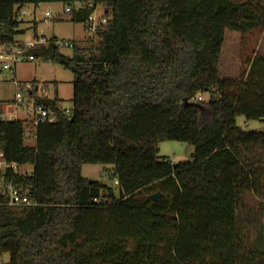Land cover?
Returning a JSON list of instances; mask_svg holds the SVG:
<instances>
[{"label": "trees", "instance_id": "obj_1", "mask_svg": "<svg viewBox=\"0 0 264 264\" xmlns=\"http://www.w3.org/2000/svg\"><path fill=\"white\" fill-rule=\"evenodd\" d=\"M42 3L79 5L88 28L102 4L107 25L88 62L34 51L73 72L71 115L35 96L56 116L35 145L0 117V151L19 168L0 179L38 203L0 197V264H264V131L237 125L264 122V0H0L1 42L17 45V11ZM226 30L243 37L237 79L219 68ZM165 141L194 147V161L160 160ZM84 164L113 165L117 189L90 183Z\"/></svg>", "mask_w": 264, "mask_h": 264}, {"label": "rangeland", "instance_id": "obj_2", "mask_svg": "<svg viewBox=\"0 0 264 264\" xmlns=\"http://www.w3.org/2000/svg\"><path fill=\"white\" fill-rule=\"evenodd\" d=\"M69 5L64 3H42L39 5L26 4L23 6L18 21L19 32L17 41H25L34 37L33 26L37 25V33L47 38L57 37L74 42L75 49L63 47L59 52L69 58L81 56L86 62L91 57H96L102 48L103 37L100 32L106 29L107 24L99 26L96 30L84 23H76L73 20L74 13L79 9L78 5H71V12H66ZM51 17L47 20L46 13ZM105 17V6L98 5L91 17L95 23H100ZM243 37L240 33L226 30L225 43L220 58V72L224 78L237 79L245 67V57L242 55ZM257 45V44H256ZM255 47V45H254ZM262 47V46H261ZM1 71V66H0ZM15 81L20 82V87ZM74 74L71 70L51 60L38 59L34 62H23L17 65L15 73L6 72L0 80V117L7 121H26V129L31 135L26 139L28 145H34L33 127V100L27 97V90H33L37 97L58 98L61 102V110L73 108ZM24 95V103L15 101L16 94ZM204 97V96H203ZM207 98V96H205ZM237 125L244 131H264L263 120H247L243 116L237 117ZM33 136V138L31 137ZM194 147L178 141H165L159 146L158 156L160 160L170 161L172 164L193 162ZM22 171L32 172L29 166L22 167ZM81 172L89 181H99L117 189V181L113 175V165L84 164ZM22 208V207H18ZM1 262L8 264L10 255L3 254Z\"/></svg>", "mask_w": 264, "mask_h": 264}, {"label": "built area", "instance_id": "obj_3", "mask_svg": "<svg viewBox=\"0 0 264 264\" xmlns=\"http://www.w3.org/2000/svg\"><path fill=\"white\" fill-rule=\"evenodd\" d=\"M79 6V5H78ZM22 8L17 11V17L19 16ZM71 7L66 8V12H71ZM51 14L49 12L46 13V19H49ZM103 24H107V19L103 18L100 23H95L94 20L90 19V30H96L99 26ZM54 45L58 48L68 47L75 49L74 42L67 41L64 39L59 38H47L46 36L42 35H35L34 37L27 39L23 42H18L15 46H9L1 42L0 40V80L4 73L10 72L15 73L16 67L18 64L23 62H34L37 60V57L34 54L36 49H39L44 46ZM16 84L20 87V83L15 81ZM27 97L31 96L32 99H35L36 94L34 95L33 90H27ZM203 95H199L198 97L194 98L193 101H202ZM15 101L18 104H23L25 99L24 95L21 92L16 94ZM64 112L68 115H71V110H64ZM56 122V116L52 112L42 108L37 107L34 105L33 100V119L31 120L32 127H33V134L35 136L36 127L41 123H54ZM27 136L31 134L27 132ZM26 167V166H25ZM6 168H13L19 169L17 164H9L4 160V155L0 151V170H4ZM22 168V167H21ZM29 172V171H28ZM0 197H6L8 200L4 203L9 207H26V206H36L38 203L34 201L31 197V194L28 190L18 187L14 185L12 182L5 184L3 181V177L0 179ZM1 206V203H0Z\"/></svg>", "mask_w": 264, "mask_h": 264}, {"label": "crops", "instance_id": "obj_4", "mask_svg": "<svg viewBox=\"0 0 264 264\" xmlns=\"http://www.w3.org/2000/svg\"><path fill=\"white\" fill-rule=\"evenodd\" d=\"M33 29H34V34L35 35H37L38 33H37V31H38V28H37V25H36V23H35V25L33 26ZM21 31V30H20ZM34 35V36H35ZM30 38H32V37H30ZM30 38H27V39H30ZM26 39V40H27ZM17 41V40H16ZM17 42H23V40H21V41H17ZM20 83V82H19ZM21 121H23V120H21ZM24 123H25V126H26V121H23ZM32 127V126H31ZM34 132V131H33ZM33 136H34V134H33ZM33 136H31L32 138H33ZM28 139H29V136H28ZM34 141H35V136H34ZM34 145H35V143H34Z\"/></svg>", "mask_w": 264, "mask_h": 264}, {"label": "water", "instance_id": "obj_5", "mask_svg": "<svg viewBox=\"0 0 264 264\" xmlns=\"http://www.w3.org/2000/svg\"><path fill=\"white\" fill-rule=\"evenodd\" d=\"M185 103H190L189 101H188V99H185V101H184ZM191 104H193V103H191ZM194 104H196V103H194ZM197 106H199V107H201L200 105H197ZM192 156L194 157V153L192 154ZM90 183H93V181H90ZM159 194H156V195H154L152 198L154 199V200H157L158 198H159Z\"/></svg>", "mask_w": 264, "mask_h": 264}]
</instances>
